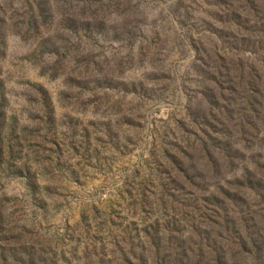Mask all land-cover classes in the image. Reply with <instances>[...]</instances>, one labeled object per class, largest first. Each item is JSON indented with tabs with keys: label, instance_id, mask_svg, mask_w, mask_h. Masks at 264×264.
<instances>
[{
	"label": "rangeland",
	"instance_id": "rangeland-1",
	"mask_svg": "<svg viewBox=\"0 0 264 264\" xmlns=\"http://www.w3.org/2000/svg\"><path fill=\"white\" fill-rule=\"evenodd\" d=\"M0 264H264V0H0Z\"/></svg>",
	"mask_w": 264,
	"mask_h": 264
}]
</instances>
